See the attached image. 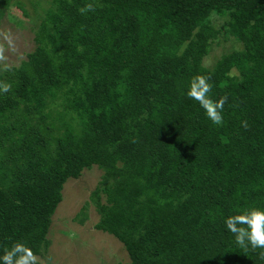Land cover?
Returning <instances> with one entry per match:
<instances>
[{"label":"trees","instance_id":"trees-1","mask_svg":"<svg viewBox=\"0 0 264 264\" xmlns=\"http://www.w3.org/2000/svg\"><path fill=\"white\" fill-rule=\"evenodd\" d=\"M6 16L34 49L0 62V254L42 258L65 184L96 167L95 229L130 264H264L223 223L264 208V0H0ZM196 75L228 97L221 126L185 95Z\"/></svg>","mask_w":264,"mask_h":264},{"label":"rangeland","instance_id":"rangeland-1","mask_svg":"<svg viewBox=\"0 0 264 264\" xmlns=\"http://www.w3.org/2000/svg\"><path fill=\"white\" fill-rule=\"evenodd\" d=\"M9 17L0 21V38L6 56V60L0 62L19 66L27 53L34 49L33 34L27 20L24 27L18 29L15 20ZM221 50V47L215 46V51L206 61L207 65L214 63ZM102 175V171L94 167L86 170L79 180L71 179L65 184L63 201L53 216L48 236L51 244L40 258L41 264H130L125 247L115 237L95 229L99 215L91 202V194ZM83 212L87 219L81 223L82 217L79 216Z\"/></svg>","mask_w":264,"mask_h":264},{"label":"clouds","instance_id":"clouds-1","mask_svg":"<svg viewBox=\"0 0 264 264\" xmlns=\"http://www.w3.org/2000/svg\"><path fill=\"white\" fill-rule=\"evenodd\" d=\"M94 11L91 4L80 9L81 14ZM7 39V37H5ZM10 43V42H9ZM5 48L0 46V61H5ZM5 70H10L8 64L3 65ZM10 83L0 82V92L6 93L11 90ZM213 85L210 77L206 75L194 76L187 87L185 95L187 98L198 102L200 108L213 125L221 126L224 122V105L227 96L212 99L210 96ZM247 128V122H242ZM224 227L231 234L234 243L245 251H257L261 259H264V208L251 206L240 209L236 214L224 218ZM0 264H40V258L33 248L26 242L17 241L6 247L0 254Z\"/></svg>","mask_w":264,"mask_h":264}]
</instances>
